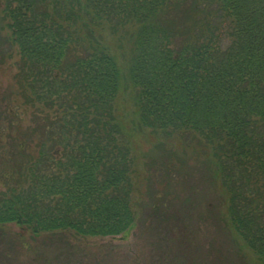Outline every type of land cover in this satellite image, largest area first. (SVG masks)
Returning <instances> with one entry per match:
<instances>
[{"label": "trees", "instance_id": "1", "mask_svg": "<svg viewBox=\"0 0 264 264\" xmlns=\"http://www.w3.org/2000/svg\"><path fill=\"white\" fill-rule=\"evenodd\" d=\"M0 1L28 67V102L58 111L51 144L21 163L28 187L0 201V223L33 234L133 228V158L115 113L128 77L142 129L192 134L211 149L191 158L228 193L216 220L264 264V0ZM106 25L130 36L126 74L99 34Z\"/></svg>", "mask_w": 264, "mask_h": 264}, {"label": "rangeland", "instance_id": "2", "mask_svg": "<svg viewBox=\"0 0 264 264\" xmlns=\"http://www.w3.org/2000/svg\"><path fill=\"white\" fill-rule=\"evenodd\" d=\"M7 22L0 7V201L13 189L17 193L28 187L32 176L21 163L29 153L38 157L43 142L46 148L51 144V116L58 112L46 102H28L21 82L28 67L9 39ZM126 31L113 34L106 25L99 33L124 74L132 49ZM123 80L115 113L124 130L121 139L133 158L131 202L137 213L133 228L116 236L71 230L33 234L27 225L3 222L0 264H260L251 250L230 239L226 224L216 220L219 210L222 215L227 211L228 193L220 184L215 187L191 158L196 153L210 156L211 149L192 134L142 129L136 87L128 77ZM181 170L190 175H181ZM145 201L151 206L141 205ZM187 214L186 227L181 222Z\"/></svg>", "mask_w": 264, "mask_h": 264}]
</instances>
